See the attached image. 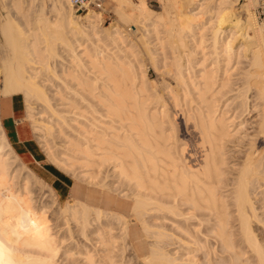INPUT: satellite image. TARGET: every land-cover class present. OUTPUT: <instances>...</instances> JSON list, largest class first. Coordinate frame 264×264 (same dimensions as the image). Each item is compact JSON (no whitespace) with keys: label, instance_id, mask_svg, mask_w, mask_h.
I'll list each match as a JSON object with an SVG mask.
<instances>
[{"label":"bare ground","instance_id":"bare-ground-1","mask_svg":"<svg viewBox=\"0 0 264 264\" xmlns=\"http://www.w3.org/2000/svg\"><path fill=\"white\" fill-rule=\"evenodd\" d=\"M1 1L7 3V0ZM10 1V6L16 12L18 11L19 14L26 16L25 14L28 11L26 12L27 9L24 7L23 0ZM50 1L54 2L55 0ZM65 1L67 2V0L55 1L60 5L56 9L58 12L56 22L51 23L43 17L36 18V22L39 24L31 28L32 32L28 33L29 31L24 30V33L21 34L20 32L21 35L18 32L21 41L15 35L16 33H13V30L11 31L13 27L10 26L11 22L8 19L9 12L4 13V18L1 19L0 17L1 25L5 28V33H3L5 41H8L9 46H11V51L3 59L2 69H0V73L3 75L0 95L24 93L30 101L34 99L37 102L39 100H43L42 103L48 102L50 98L46 86L44 84L43 86L40 85L36 81V77L41 74L45 76L47 71V74L50 73V70L53 73L54 70L50 69L52 62L50 59L54 57L57 61L62 55L58 53L57 46L54 45L55 39L58 38L54 39L53 44L47 39V37L51 38V31L55 29L58 34L65 32L67 29L69 30L68 34L72 32V34L76 33L85 37L90 33L96 37L97 39L93 40L89 46L81 40L82 37L78 38L79 35L74 40H71V37L70 39L67 38L66 43H63L66 44V47L68 46V48H65L68 52L65 51V53L68 55L67 57L66 55L63 56L65 53L62 55L63 58L66 57L67 63L59 60L57 66L61 68L58 72H56L57 67L52 64L53 69L56 68L54 72L57 73V79H54H61L66 88L70 87L68 90H71L70 84L76 86V91L73 90L72 92L71 90L69 92H77L76 95L80 96L81 101L86 102L84 106L86 114L84 115H86L85 118L89 122L86 124L88 127L84 126L81 129L82 131L76 132L78 133L77 139L70 137L72 139L70 140L65 135V140H70L66 145L69 143L70 147L66 146L68 148L65 150L66 155H60H62L61 157L67 156L68 158H65L69 162H71L70 159L80 161L82 168H84L82 170L83 175L88 178L91 184L96 183V179L100 177L99 175L104 174L103 167L108 166L109 169L105 170L107 171L106 177L113 179L104 184L107 181L106 178L102 182L104 185H101L106 187L103 193L128 202L124 205L127 206L125 208L128 209V213H121L122 210L120 212L109 206H96L80 200H75L74 205H72L73 203H67L60 210L67 217L79 222L83 226V233H86L91 228L90 226H97L93 227L95 230L92 229L98 235V242L103 246L102 248H106L107 253L103 252V254L106 257L109 254V258L112 249L118 243L117 238L111 232L112 222L108 219L110 214L116 216L120 221L123 231L122 238L127 240L129 225L133 221L128 217L129 213L133 212L135 214V218H133L138 220L141 218V212L146 215L152 212L155 213L159 209H167L175 216L184 218L185 221L196 217L200 219V226L203 228L199 229L197 235L178 222H173L177 229L194 238L192 244L194 243L196 251L200 250L202 253L201 256L196 255L198 259L194 260L193 264H216L217 262L220 264L219 259L221 257L224 258L226 264H264V219L261 217L260 207L257 205L258 202H262L264 208V25L258 27L252 13H248V16L244 19L240 17L241 14L240 16L237 15L233 9L237 0H220L218 11L216 9V15L220 22L214 33L216 54L229 53L233 49L234 35L238 33L239 37H242V42L237 46V51H234V54L238 56L239 48H245L246 50L248 48L252 55L250 64L252 69L249 68L244 73V83L236 90L237 98L240 101L236 102L235 110L240 112L233 117H231L232 115L229 117L216 104L214 70L200 69L205 59L204 57L199 59L197 49L204 50L206 45H204L206 41L204 31L208 28L207 22L199 21V16L203 13L201 9L205 8L202 6L204 3L197 2L198 6L193 8L192 15L190 16V13L187 15L188 17H184L185 20L183 18V21L180 20L179 23H176V20H173L174 22L171 20L173 22L171 23L172 26L168 28L170 38L167 39H170L168 42L171 41L172 43L173 59L172 65L169 69L167 68V71L175 80L178 88L174 89L170 85L168 91L174 99L172 101L181 107V116L184 123L178 126L175 114H170L169 110H165L167 105H163L165 100L162 101L161 97H158L156 101H153L152 98L154 110L148 111L152 107L150 106V103H152L149 97L150 90L148 91L146 81L142 76L143 70L140 69V64L136 60L138 58L131 55L132 51L130 55L133 60L128 54L129 45H125L122 33L117 29H106L110 43H102L103 38L100 36L101 33L98 29L99 19L102 17L101 13L88 11L82 16V21L78 19L77 15H74L71 5L70 8L65 5ZM116 1L121 4L125 0ZM136 4L138 13L144 15L145 12H148L146 13L149 16L148 20L155 16V11L148 7L146 0H139ZM7 5L9 6L8 3ZM7 5L5 4V6ZM2 7L4 6L2 5ZM53 7L55 12V6ZM2 9L5 10V8ZM29 9H31V6ZM199 10L202 12L201 15L198 14L200 13ZM208 10H204V12ZM5 11H9V9ZM124 14L126 15V13ZM160 17L161 15L157 18L159 20L152 21L148 26L147 36H154L159 33V22L165 19L162 18L163 15L162 19ZM250 31L253 32V35L250 34ZM230 33L232 34L230 35ZM229 37L231 39L228 40ZM46 39L49 43L46 42L47 45L45 43L44 46L43 41ZM158 41H156L157 44H159ZM111 45L115 49L109 48ZM23 55H26L27 58H23ZM22 58L25 60L22 61ZM55 59L52 60L55 61ZM141 68L143 67L141 66ZM51 73V78L46 75L43 81L46 80L47 83L54 82L53 77L56 74ZM74 86H72L73 89ZM35 101L33 102L35 103ZM161 102L162 105H159ZM45 105L48 106L47 103ZM148 105L150 108H148ZM74 106L77 107L79 104L76 102ZM162 106L164 107L163 110ZM55 111L51 108V112L56 116ZM257 112L258 114H254ZM248 115L252 119L253 117L257 118L252 122L253 131H247L243 128L245 130L241 132L238 128L239 126L244 127ZM31 118L34 119V116ZM52 118L50 117V119ZM237 119L239 121L236 122ZM39 120L34 122V131L43 143L47 156L55 161H63L62 158L61 160L60 157L57 158L58 155L54 157L49 147L50 142L48 143V137L46 136L54 133V131L51 132L52 127L51 130L48 129L49 127L45 128ZM67 124L69 125V123ZM44 129H48L50 132L47 130L45 136L40 135ZM62 133V136H64V131ZM0 135V264H60L57 258L59 246L61 247V245L58 238H56L55 227L53 229V226L58 227L60 224L57 226L54 223L51 226L50 219L46 215L49 206L43 208L45 205L39 204L42 207L37 208L34 205L37 204L34 202L38 200L34 199L35 201H32V193L34 192L29 188L31 182L26 181L30 180V175H26L24 180L22 179V186L19 184L17 190L14 188V186L16 187L15 184L13 186L12 183H8L7 175L11 171L9 166L12 165L11 163L9 165V160L12 159L20 165L19 167L27 165L18 157L9 144L1 124ZM191 139L194 140L193 143ZM259 143H262L263 146L260 147ZM69 162L70 165L75 163L71 164ZM68 164L67 162L64 163V165ZM27 173L29 174V171ZM30 174L33 175V178L38 179L35 173L30 172ZM14 177L11 180L15 179ZM19 177L21 176L19 175ZM32 177L31 180L33 181ZM123 183L130 186V189H128L130 195L127 196H130L134 203L130 202V197L127 198L124 195L125 190L119 193L123 192L126 198L113 194L114 187ZM18 187H21L23 191L20 188L18 190ZM42 187L44 189L46 187V185L43 186V182ZM46 188H50L51 194L54 193L51 187L47 186ZM30 192V197H27ZM53 197L55 196L53 195ZM53 200L54 204L52 203V205L56 207L60 205L57 198H53ZM55 210V213L60 211L56 210V212ZM55 213H53V216ZM198 213L201 215L198 216ZM68 225L70 224L68 223ZM145 225L146 232L151 233L150 228L153 225L147 222ZM205 225H209V227L205 229ZM104 227L106 235L103 236L102 230ZM56 229L58 232L59 229ZM70 230H68L69 233L72 232ZM87 233L84 235L86 236ZM209 234L213 236L212 240ZM97 235L94 236L97 237ZM153 235L156 238L163 236L161 232L157 233V231ZM166 235L164 233L162 238ZM182 239L178 238V240ZM190 239L188 238V240ZM172 240L170 241L172 245L173 243L175 245L180 243ZM188 240L187 242H182V240L181 245L191 242ZM159 246L160 244L151 246L150 253L143 258L144 261L146 260L145 262L150 264H177L176 261L184 257V255L176 257L174 256L176 254H172L171 251L167 252L165 249L164 251ZM178 247L176 246V248ZM192 248L190 247V250L194 251L192 257L193 255L195 257V250H192ZM90 254L92 253L88 250H86L85 255L83 254L85 258L87 256L89 264H99L94 261ZM250 259L253 262H249ZM192 263L189 262V264Z\"/></svg>","mask_w":264,"mask_h":264},{"label":"rangeland","instance_id":"rangeland-1","mask_svg":"<svg viewBox=\"0 0 264 264\" xmlns=\"http://www.w3.org/2000/svg\"><path fill=\"white\" fill-rule=\"evenodd\" d=\"M31 1L32 0H23V3H25L24 7L27 9L26 12L28 11V13L25 14L26 16H23V15L19 14L18 11H17L18 12L17 13L16 10L13 9L12 6H10L11 5L10 0H7V3L9 4L10 7L7 5V3H3L0 0V2H1L0 3V17H1V19L4 18L6 12L7 13L9 12V16H8L9 18L8 19L11 22L10 26L13 27V28H11V31L13 30V33H16L15 35L17 37H19L20 41H21V37L19 35H21L24 30H26L27 32L29 31L28 33L32 32L31 28L32 27L34 28L35 25L37 26V24H39L38 22H36V20L38 18L43 17L46 20H49V22H51V23L56 22L58 19V16H57L58 12L56 9L58 7H60V5L57 2H55L56 0L55 1L52 0L54 2H51L50 0H35V2H34V0H33L32 1L33 5L31 4ZM137 1H139V0H125L121 4H118L116 0H104V5H103L102 9L91 8L88 11L90 12L92 10L96 13H101V15H102V17L99 19V24H98V29L101 33L100 36L103 38L102 43H107V44L110 43V41L107 38L108 35H107V32L105 31L106 29L107 30L108 29L109 30L110 29L111 30L117 29L122 33L121 35H123L122 39L125 40V45H129V49H131V50L128 49V52H129L128 54L130 55L131 51H132L131 55L132 56L135 55L134 58H138L136 60L140 64L139 65L140 69L144 71V72L142 71V76H144V80L146 81L148 91L150 90L149 93L151 95V96L149 95V97L151 98L150 101L152 103H150V102L149 103H150V106H152V107H151V110L148 109V111L154 110L153 101H156V100H158V97H161L162 101L165 100L163 102V105L164 104L167 105V106H165V110H169L170 114H175L176 120H177L176 122H177L178 126L181 124L183 125V123H184L183 117L181 116V114H182L181 109H180L181 107L179 105L177 106V104L172 101L174 99H173L172 95L169 94L170 91H168V90H170V88H168V86H170V85L174 89L178 88V85H176L175 80L170 75V73L168 74V71H167L169 69V67L172 65V59H173L172 43H171V41L168 42L170 39H167L168 37L170 38V35L168 33V28L170 26H172L171 23L174 22L173 20H176L177 21L176 23H179L180 20L183 21V18L184 17L186 18V16L189 15L190 13H191L190 14V16H191L192 10H194L193 8H196L198 6L197 2H200V3H204L202 6L205 8L201 9V10H203V13L201 12V10H199L200 13L197 12L199 15H201V13H202V15L199 16L200 18L198 16L197 17L199 18V21L201 20L205 23L207 22L206 25L208 24L207 25L208 28L206 27L207 30L204 31V36L206 38L205 40L207 41V42L205 41V43H204V45L206 44L205 48H204V50H202L201 48H199L201 50L197 49L199 59H201L202 57H204V59H205L204 64L200 66V69H202V70L208 69L210 71H213V70L215 71V72L213 71V73L215 74V75L213 74L214 75L213 80L216 83L214 85V91L216 93V95H215L216 104L219 106V109L221 108L222 111H225L229 117L231 115H232L231 117H233L235 114H238V112H240V111L235 110V107H236V102L240 101V99L237 98L236 90L239 89V87L244 83V80H245V77H243V76H245L244 73L247 70H249V68L252 69V66L250 65L252 55H251V52L248 48H247V50L245 48L244 49L239 48L238 49V56H236L234 54L235 53L234 51H237V46L240 45V43L242 42V37L241 36L239 37L238 33L235 34V35H238L237 37L234 35V40L232 41L233 49L229 53L224 54V55H217L216 54L215 49H214V39H215L214 33L217 30L216 26L220 22L219 19L217 18V15H216V12L218 11V8H219L220 0H201V1H199V0H158L157 1L156 0V1H152V2L150 0H146L148 7H150L151 9H153L155 11V16H152L151 20L147 19L149 16L146 13H148V12H145L146 15L145 14L142 15V14L138 13V9L136 8V6H137L136 2ZM67 2L65 1V5L68 8H70V5H71L72 12L74 13V15L75 16L77 15V17H79L78 19L82 20L83 19L82 16L84 14H86V12L85 13H76V11H75L74 7L72 6L70 0L69 1L67 0ZM54 3H55V5H54ZM5 4L7 6H5ZM259 4H261V0H237L236 3H234L233 9L237 13V15L240 16V14H241L240 17L243 19L248 16V13H250V14L252 13V15L255 17V20L257 22V26L260 27V26H263L264 23L260 22L257 19L255 12H254L256 7L259 6ZM2 5L4 7H2ZM56 5H58V6H56ZM30 6H31V9H29ZM53 6H55V12H54ZM6 7H8V8H6ZM2 8H5V10L9 9V11H5ZM200 8H202V7H200ZM246 8H247V10H246ZM208 9H210V10H208ZM211 9H212V11H211ZM216 9H217V11H216ZM204 10H208V11L204 12ZM189 11H191V12H189ZM246 11H249V12H246ZM124 13H126V15ZM78 14H80V15L78 16ZM160 15H161V17L163 15L162 18H165V19H162L160 17L162 19V22L161 21L159 22V24H160L158 27L159 33H157V35H154V36L153 35L147 36L148 32L146 30L149 29L148 26H150L152 21H156V19L159 18ZM193 15L195 16V14H193ZM197 17H195V18L197 19ZM185 18H184V20H185ZM1 19H0V69H2L3 59H5L6 55L11 51V46H9L10 44L8 41H5L6 39L4 38V35H3V33H5V28H3L1 25ZM157 20H159V19H157ZM171 20L173 22H171ZM208 20H210L209 23H208ZM27 23H28V25H27ZM227 29H229V28L227 27ZM53 31H51L53 36L50 35L51 38L47 37V39H49V42L51 41L50 43L53 44L54 39L58 38V39H55V41H54V45L57 46V47L55 46L57 48L56 50L59 51V52L58 51L57 52L60 53V55L61 54L63 55L65 53V51H66V53H68L67 49H65V48H68V46L66 47V44L64 45V43H66V41L68 39H70V37H71V40H74L79 34H76V33L72 34V32H71L70 34H72V35H70V34H68L69 30L66 29V31L64 30L65 32L58 33V34H60L58 36L57 31L55 29H53ZM18 32H19V35H18ZM20 32H21V34H20ZM88 32H89V30H88ZM54 34H56V35H54ZM231 34L232 33H230V35ZM250 34L253 35V32L250 31ZM62 35L64 38L62 37ZM66 35H68V36H66ZM226 35H228V33H226ZM151 36L154 37L156 40L154 38H152ZM59 37L61 40L59 39ZM72 37H74V38H72ZM79 37H82L81 40L85 41L86 44L85 43L84 44L87 46L91 45L93 40L97 39L96 37L92 36L90 33H88L85 37H83L81 35H79L78 38ZM47 39L45 41H43L44 42L43 45L46 42L49 43ZM157 39L158 40L161 39L162 41L161 40L158 41ZM227 39L229 40V39H231V37H229ZM63 40H65V41H63ZM156 41H158L159 44H157ZM154 42H156V43H154ZM47 43L45 45H47ZM161 44H162V46H161ZM109 48H114V46L111 45ZM61 51H63V52H61ZM203 51H204V53H203ZM163 52H165V53H163ZM66 53L63 56L66 55V57H67L68 54H66ZM62 55H61V57H59L57 59V61L54 57L52 59H55V61L50 59L52 61L50 69L55 71L56 68L55 69H53V68L57 67L56 72H58V70H60V68H61L60 66H57L59 64V60H62V61H64V63H67L66 57H64L66 59V62H65V59L63 58ZM23 56H22L23 58H25V59L27 58L26 55H23ZM132 56L130 57L131 59H132ZM23 58H22V61L25 60ZM54 63H55V65H54ZM52 64L54 67L52 66ZM154 64H156V65H154ZM141 66L143 68H141ZM165 67H166V69H165ZM54 71H52V72L55 73ZM47 72H46V75L50 76V78H51V75H50L51 70H50L49 74H47ZM53 73H51V74H53ZM143 73H144V75H143ZM55 74H56V75H54L55 77L52 76L53 79L54 78L57 79V73H55ZM46 75L45 76H42V74L39 75L38 77H36V81L38 83H40V85L43 86V84H44V86H46L47 93H48L49 98H50V100L48 102L45 101L48 104V106L45 105L46 103H42V102H44L43 100H41L42 102L40 100L37 102L34 99H32L33 101H35V103H34L32 100L31 101L28 100L24 93H20L23 96V98L25 100V104H26V114H22V117H23L22 127L26 129L27 133L32 138H34V141L31 143V145L29 147H30L31 151L34 153V155H36V157H43L45 159V161L50 162L52 164H55L56 166H58L59 168H61L65 172L72 175L76 180H78V182L82 186L91 187L92 190H95L97 192H99V191L104 192V190H106V187L102 186L101 184H103L102 182L105 181V179L107 178L106 177L107 171H105V170L109 169L108 166H106L107 168L103 167L104 169H102V170H104V174L99 175L100 177H98V179H96L97 181L95 180L96 183L94 182L91 184L90 181L88 180V178L83 175L82 170L84 168H82V164L80 163V161H73L72 159H70L71 162H69V160L67 159L68 158L67 156L61 157L62 155H66L65 150L68 149L67 147H70V145H68L69 143L66 145V143L68 142L69 139L65 140V135L67 136L66 138L71 137L72 139H75V138L77 139L78 138L77 134L80 131H82L81 130V129H83L82 127H84V126L88 127V125H86V124H88L89 122L87 121V118H85L86 115H84V114H86L85 107H84L86 102L81 101L82 99L80 98V96L78 94L76 95L77 92L70 93L71 90H72V92H73V90L76 91V88H75L76 86H74V84H72V85L70 84L71 90H68V89H70V87L66 88L65 83L61 79H59V80L54 79V82L50 81L48 83L46 80L43 81L44 80L43 78H45ZM2 81H3V75H2V73H0V85L2 84ZM61 81H62V83H61ZM72 86H74V89ZM67 90H68L69 94L67 93ZM69 95L70 96L73 95V96L70 97ZM145 95H146V93H145ZM39 102H41V103H39ZM76 102H77V104H79V106H77V107L74 106V103L76 104ZM159 105H162V102ZM175 106H177V107H175ZM50 107L56 110L55 111L56 116L53 115ZM166 107H168L169 109ZM49 108H50V110H49ZM148 108H150L149 105H148ZM163 108L164 107L162 106V110H163ZM38 114H40V115H38ZM254 114H258V112L254 113ZM30 116L31 117L34 116V119L31 118ZM50 117L51 118L54 117L55 119L57 117V119L56 120L53 118L50 119ZM246 119H248V120L243 125L244 127L239 126V128H238V129H240L241 132L244 131L245 129L247 131H253V129H252L253 123L252 122L257 120V118H255V117H253V119L250 118V115L246 116ZM35 120H39L40 123L43 124V126L45 128L49 127L48 129L51 130V127H52L51 132L53 133V131H54V133L52 135L49 134L50 136L47 134L48 136H46V137H48L47 138L48 143L50 142L49 147L51 148V152L54 154V157L58 155L57 158L60 157L59 159L61 160V158H62L63 161H55L52 158H50L49 156H47V154L45 153L46 152L45 148L43 147L44 145L40 141L38 134L33 133V128H35V123H34ZM62 121H63V123L65 121L66 122L63 124ZM237 121H239V120L237 119L236 122ZM60 122H61V124L59 125ZM67 123H69V125ZM6 125H7V128L9 130L10 135H13L14 129H13L12 124L9 121H7ZM243 128H245V129H243ZM48 129L42 130L43 134L40 132L41 133L40 135L45 136L46 135L45 131H47ZM63 131H64V136H62ZM48 132H50V131L48 130ZM76 132H78V133H76ZM248 133H250V132H248ZM68 134H69V136H68ZM71 138H70V140H72ZM70 140H69V142H70ZM191 140L193 143L194 140L193 139H191ZM0 141H1V139H0ZM259 146L261 147V146H263V144L259 143ZM60 154H62V155H60ZM19 156L23 160V162L26 163L27 166H25L26 168L24 166H22L23 167L22 168V167H19L20 165L15 163L12 159H11V161L9 160L8 161L9 165H10V163L12 165L9 166V168H10L9 170H11V171H9V174L7 175L8 176L7 177L8 183H10V184L12 183L11 185L15 184L16 187L14 185L13 186H14L15 190H17V186L19 184L22 186V182H23L22 179L24 180V177L26 175H30L31 177L33 176L30 174V172H33L38 176V179H36L35 177L34 178L32 177L33 181L31 180V177L29 176L30 180L28 179L26 181L31 182V184L29 185V188H30V190L32 189L31 190L32 192H34V193H32V197H33L32 201L34 199L39 201V202L38 201L36 202L34 200L35 201L34 203H37L34 205L37 206V208L42 207V205H45V206H43V208H45L46 206L47 207L49 206L47 208L48 211H46V212H48V213H46V215L50 219L51 226L54 223L57 226L60 224V226H58V227L53 226V229L55 227V230H54L55 234H57L56 238H58V242L61 245V247L59 246V254H58V258H57V261L59 260L58 263H60V264H89V261H87L88 260L87 256H86V258L84 256L86 254V250H88V252L91 251L92 254H90V255L92 256L94 261L99 263V264H150L148 262H145L146 260L144 261L143 258L146 257L145 254L147 255V253H150L151 246L154 244H158V245L160 244L161 249H163V250L165 249V250H167V252L171 251L172 254L173 253L176 254V255H174L176 257L184 255V257H181L182 259L180 258L179 260L176 261L177 264H189V262L192 263V262H194V260L196 261L198 259V257H196V255L201 256V254H202L201 251L200 250L196 251L197 249L195 248V245H193L194 243L192 244V240L194 241V238L192 236H188L184 231L177 229L175 224L173 223V222H176V223L178 222L179 224L188 228V230L193 231V234L195 233V235H197L198 234L197 232H199V229L203 228L200 226V223H201L200 219L198 217H196V218H193L191 220L185 221L184 218L175 216L174 214L169 212L167 209H163V210L159 209V211H155V213L152 212V213L146 214V215H145V213L141 212L142 213V214L140 213L141 218H139L138 220L134 219L135 214H133V212L129 213L130 215L128 214L129 215L128 217L130 219H133V221L130 223V228H137V230H139V237H141L140 244H142V243L148 244L147 249L145 251V254H143V255L138 254L137 251L135 250L134 245L129 238L130 233L128 235L127 240L122 238L123 231H122V228L120 225V221L118 220V218L116 216L110 214L108 216V219L112 222V224H111L112 226L110 225L111 227L110 226L109 227L112 230L111 231L112 234L117 238L118 243H116L115 248L112 249L113 251L110 253L111 257L109 258V254H107V257H106V255H105L107 253L106 248L105 247H104V249L102 248L103 246L98 242V239H99L98 235L95 234V232L93 231V229H94L93 227H97V226H90L91 228L87 231L88 233L86 232L87 235L85 236L84 234H86V233H83V228H82L83 226L81 224H79V222H76L73 219H71L70 217H67L65 215V213L63 211H61L62 210L61 207H65V205H67V203H69V204L73 203L72 205H74L76 203L75 200H77L78 198L70 197V198L65 199V200L60 199V197L58 196V193L55 191V189L52 187V185L50 183H48L43 178V176L39 173V168H40L39 163L35 162L33 160V158L31 157V155H29V154H23L22 153ZM65 157H67V158H65ZM64 158L67 160H65ZM199 160L200 159L198 158V161ZM193 161L195 162V159ZM66 162H67V164H68V162L71 164H73L74 162L75 163L73 165H70V164L64 165V163L66 164ZM16 166H18V167H16ZM15 171L16 172L18 171L20 174L17 172L18 175L16 176L17 173ZM28 171H29V174L27 173ZM9 175L11 176V178H9L10 177ZM19 175L21 177L22 176L23 177L18 178ZM14 176H16V177H14ZM12 177L15 178V179H13L15 181L11 180ZM111 179H113V178L108 177L106 179L107 181H105L104 184L107 182H110ZM42 182H43V186L46 185V187L48 186V187H51L53 189L55 194L54 193H52V194L55 197H53V195L50 193V191H49L50 188L45 187V189H44V187H42ZM32 185H34L35 187ZM13 186H12V188H13ZM116 187H117V189H116ZM116 187H114L115 190H113V194L115 196H119L122 198H126V197L129 198L130 197V196L129 197L127 196L128 194L130 195V192L128 190V189H130L129 188L130 186L127 183L118 184V186H116ZM14 188H13V190H14ZM19 188L21 191H23V189H21V187H18V190H19ZM118 188H120V189H118ZM40 189H42V190H40ZM122 190H125L124 195H126V197L123 195V192L119 193ZM24 192H23V195L25 194ZM43 194H45V195H43ZM28 195L29 196H27V193H26V196L30 197L31 192H30V194L28 193ZM53 198L54 199L57 198V200L60 204L57 206L59 208H57L55 205H52ZM82 201H84V200H82ZM131 201H132V203H134V200L130 197V202ZM87 203H89V202H87ZM39 204H42V205H39ZM89 204H92V203H89ZM92 205H95V204H92ZM257 205L260 207L259 213H260L261 217L264 219V208L262 207V202H258ZM51 208H54L56 210H60V209L61 210L58 211L59 213H55L54 209H51ZM53 213H55L54 216H53ZM200 213H198V216L201 215ZM61 214H63V215H61ZM66 219H68V220L66 221ZM66 222H68L70 225H68V223L66 224ZM146 222L149 223L150 225H153V227L150 228V230L152 231L151 233H147L145 230L146 229V225H145ZM61 224H63V225H61ZM67 225H68V227H66ZM60 227H61V229H60ZM208 227H209V225H205V229ZM56 228H58L59 231L61 230V232H59V231L57 232ZM64 228H66L67 230L65 231ZM68 228L71 229L72 232L69 233ZM105 230L106 229L104 227V229L102 230L103 231L102 234L104 233ZM153 231H155V232L157 231V233L161 232L163 234V236L165 233V234H167L166 235L167 237L165 236L164 238H162L163 237L162 236L160 238H156L153 235V233H155ZM92 233H94V234L92 235ZM70 234L72 235V237H70L71 236ZM82 234L84 235V237ZM174 234H175V236H174ZM94 235H97V237ZM104 235H106V234L104 233L103 236ZM176 236L179 239L183 238L182 239L183 241L178 240V238ZM174 237H176V238L174 239ZM209 237H211L210 239L212 240L213 236L211 234H209ZM63 238H65V239L62 240ZM171 238L174 240H172ZM188 238L189 239L193 238V239L188 240ZM171 240L174 242H180V243H178V245H175V243H173V245H172V244H170ZM187 240L191 241V242H188V244L185 243V244L181 245V241L187 242ZM65 241H67V242H65ZM167 244H168V246H167ZM174 245H175V247H173ZM176 246L177 247L179 246V247L176 248ZM185 246H186V248H184ZM171 247H173V248H171ZM181 247L183 249H180ZM190 247L195 248V249L192 248V250H195V257L193 255L194 258L192 257V254H194V251L192 252L190 250ZM189 250H190V252H189ZM103 252H105V254H103ZM187 252H189V253H187ZM181 253H182V255H180ZM186 253H187L189 259H192L193 261L192 260L190 261L188 259ZM69 255H71V256L69 257ZM190 257H192V258H190ZM183 258H184V260L185 259H188V260L184 261ZM219 260L221 261V262L219 261L220 264L221 263L226 264V261L224 260V258L221 257ZM249 262H253V260L250 259ZM252 264H254V263H252Z\"/></svg>","mask_w":264,"mask_h":264},{"label":"crops","instance_id":"crops-1","mask_svg":"<svg viewBox=\"0 0 264 264\" xmlns=\"http://www.w3.org/2000/svg\"><path fill=\"white\" fill-rule=\"evenodd\" d=\"M22 114H26V104L20 93L0 95V124L9 144L12 148L14 147L13 150H16H14L15 153L17 152L19 155L22 153L29 154L35 162L39 163V173L48 183L52 185L58 193L60 199L65 200L70 197H74L78 198L77 200L80 199V201L84 200L101 207L109 206L114 210H122V212L120 211L121 213H128V209L125 208L127 206H124L128 202L124 199L115 198L114 196L106 195L100 191L97 192L92 190L91 187H84L72 175L65 172L55 164L45 161L43 157H36L29 147L34 141V138H32L27 133L26 129L22 127ZM7 121H9L13 126V135H10L9 133L6 125ZM33 133H35L34 128ZM19 155L18 157L20 158ZM128 230V235L130 233L129 238L137 253L140 255L145 254L148 244H144L142 242V244H140L141 237H139V230H137V228H130V225Z\"/></svg>","mask_w":264,"mask_h":264},{"label":"built area","instance_id":"built-area-1","mask_svg":"<svg viewBox=\"0 0 264 264\" xmlns=\"http://www.w3.org/2000/svg\"><path fill=\"white\" fill-rule=\"evenodd\" d=\"M156 1V0H150ZM158 1V0H157ZM72 6L74 7L76 13L88 12L91 8L102 9L104 5V0H70ZM255 15L257 19L264 23V0H261V4L256 7Z\"/></svg>","mask_w":264,"mask_h":264}]
</instances>
